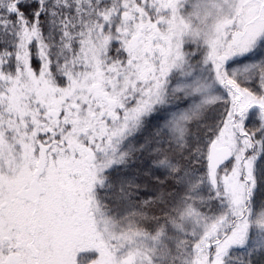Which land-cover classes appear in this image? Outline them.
<instances>
[{
    "label": "snow or ice",
    "instance_id": "snow-or-ice-1",
    "mask_svg": "<svg viewBox=\"0 0 264 264\" xmlns=\"http://www.w3.org/2000/svg\"><path fill=\"white\" fill-rule=\"evenodd\" d=\"M0 264H264V0H0Z\"/></svg>",
    "mask_w": 264,
    "mask_h": 264
}]
</instances>
